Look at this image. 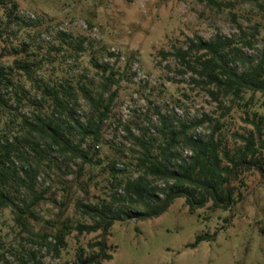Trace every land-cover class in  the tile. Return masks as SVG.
Listing matches in <instances>:
<instances>
[{"label": "rangeland", "instance_id": "obj_1", "mask_svg": "<svg viewBox=\"0 0 264 264\" xmlns=\"http://www.w3.org/2000/svg\"><path fill=\"white\" fill-rule=\"evenodd\" d=\"M12 1L19 5L24 20L43 24L44 33L38 35L35 45L43 57H56L54 63H45L47 70L54 69L60 76H82L95 96L113 73L115 83L106 96L115 93L116 97L102 126L99 147L91 138L81 146L93 164L71 152L51 153L40 164L36 190L44 194V200L35 209L36 220L30 221L29 233L15 226L9 210L0 212V259L10 245L20 252H40L38 258L45 264H74L80 248L90 253L89 245L99 233L77 236L74 231L59 258L36 236L55 233L50 225L55 221L72 226L90 223L77 213L76 202L96 204L109 199L117 180L136 177L138 154L132 150L139 149L125 126L136 137L156 138L154 152L158 153L157 146L167 139L161 132V117L177 130L183 129L182 124L194 125L177 145L183 158L191 156L183 143L185 136L207 139L213 135L226 141L234 154L244 146L239 136L259 138L255 124L264 133L262 94L245 92L238 99L228 96L221 108L206 86L194 83L191 73H183L186 69L177 57V50H187L191 40L230 39L243 50L233 66L243 72L256 65L264 51V0ZM31 32L35 37V31ZM61 32L72 36L63 39L62 45L56 39ZM246 38L254 41L253 48L243 46ZM82 41L85 52L81 53L77 45ZM3 46L0 44V54ZM51 47H60L61 52L50 57ZM12 63L13 58L0 57V65ZM94 114L78 92L75 119L87 123ZM2 128L0 120V131ZM70 138L75 145L81 136L74 131ZM114 161L122 172L116 177L110 169ZM241 192L242 200L229 210L213 209L210 202L191 211L180 198L157 218L135 220L124 214V221L116 222L108 237L113 259L103 264H264V176L246 174ZM200 237L204 240L197 243ZM5 261L21 264L7 253L0 264Z\"/></svg>", "mask_w": 264, "mask_h": 264}, {"label": "trees", "instance_id": "obj_2", "mask_svg": "<svg viewBox=\"0 0 264 264\" xmlns=\"http://www.w3.org/2000/svg\"><path fill=\"white\" fill-rule=\"evenodd\" d=\"M18 10L16 2L0 0V44L4 45L0 57L13 58L12 64L0 65V120H3L0 131V212L9 210L15 226L29 233L30 221L36 220L35 209L44 200V194L36 190L40 164L56 152H71L84 163L93 164V158L89 157V152L82 151L81 146L91 138L93 145L99 147L102 126L110 117L116 94L106 96L115 83L113 73L95 96L82 76H60L54 69L47 70L45 63H54L56 57H43L35 45L38 35L44 33L41 30L43 24L24 20ZM256 27L258 33L260 30ZM31 31H35V37ZM71 38L61 32L56 39L62 45L63 39ZM243 42L244 47H254L250 38ZM77 46L79 52H85L84 41ZM60 52V47H51L49 56ZM193 52L195 56H192ZM242 55V48L234 46L230 39L206 41L198 38L190 41L187 50H177V57L186 69L183 73H191L194 83L206 86L221 108L223 99L231 95L237 99L245 92L264 96V51L256 65L239 72L233 63ZM104 68L109 69L107 65ZM48 73L51 74L45 76ZM78 92L95 111L87 123L74 116ZM160 119L162 135L167 139L157 146L158 153L154 152L156 138L136 137L132 129L125 126L127 135L139 149L132 150L138 154L134 164L136 177L117 180L109 199L96 204L77 201V213L90 223L72 226L55 221L50 223L56 228L55 233L37 234L42 245L56 258L60 257L67 246V237L74 231L77 236L99 233L97 240L89 245V254L83 248L78 250L74 264H103L113 259L108 237L115 223L124 221V214L135 220L157 218L180 198L185 199L191 211L204 208L210 202L213 209L229 210L243 198L241 189L245 186L246 174L257 172L264 176V133L259 124H255L259 138L252 134L239 136L244 146L236 148L234 154L226 141L216 140L213 135L207 139L185 136L183 143L191 156L183 158L176 150L177 145L194 125L182 124L183 129L177 130L168 124L166 118ZM74 131L81 139L72 145L70 137ZM117 165L114 161L110 167L114 177L122 173ZM234 182L238 184L234 185ZM202 240L203 237L198 238L197 243ZM6 253L21 264H45L38 258L40 252L32 249L20 252L10 245ZM6 253L0 260L4 261Z\"/></svg>", "mask_w": 264, "mask_h": 264}]
</instances>
